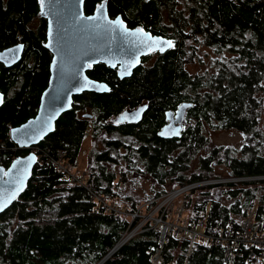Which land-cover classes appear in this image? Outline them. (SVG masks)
I'll list each match as a JSON object with an SVG mask.
<instances>
[{
  "label": "trees",
  "instance_id": "obj_1",
  "mask_svg": "<svg viewBox=\"0 0 264 264\" xmlns=\"http://www.w3.org/2000/svg\"><path fill=\"white\" fill-rule=\"evenodd\" d=\"M101 1L85 0V8ZM105 1L112 13L127 14L128 7H140L146 15L152 13L149 21L158 19L157 8L164 6L174 42L153 64L139 67L130 78L118 79L104 64L90 72L110 86L108 92L87 99L99 108L101 119L103 146L89 155L86 165L95 176V189L113 193L130 210L144 205L147 211L174 187L220 177L213 172V162H220L226 175L258 179L191 190L182 211L186 222L193 225L203 219V228L235 230L239 219L251 213L264 235V0ZM39 5V0H0V49L23 44L18 62L0 63L4 94L0 164L5 167L31 151L11 141L9 130L34 114V103L48 77L50 53L44 47L45 19L39 17ZM34 20L38 21L35 26ZM200 45L210 52L198 51ZM141 98L148 99L152 111L160 114L169 105L190 102L187 128L194 119L195 139L188 132L177 144L155 136L154 128L134 131L109 121ZM210 121L212 129L237 130L243 140L237 146L211 142L206 132ZM88 128L92 126L73 118H59L55 131L38 143L43 154L37 156L26 189L0 213V264H96L138 223L139 218L131 220L95 207L82 186L55 168L51 159L59 150L71 159L78 156ZM194 154L198 164L190 169ZM145 167L149 171H138ZM142 177L150 180L145 197L135 191ZM160 234L159 226L149 220L101 264H150ZM189 244L183 235L169 236L161 248L164 263L250 264L244 245L225 257L216 242L196 241L191 251ZM252 264H264V253Z\"/></svg>",
  "mask_w": 264,
  "mask_h": 264
},
{
  "label": "water",
  "instance_id": "obj_2",
  "mask_svg": "<svg viewBox=\"0 0 264 264\" xmlns=\"http://www.w3.org/2000/svg\"><path fill=\"white\" fill-rule=\"evenodd\" d=\"M39 1V16L46 19L44 47L52 57L47 85L40 94L35 115L9 130L10 140L19 148L38 144L51 133L60 114L70 108L72 95L83 91H109L110 86L106 82L86 74L89 65L102 62L115 67L118 64V77H126L139 64L141 55L150 49H166L169 46L164 42L170 41L138 32V29H129L120 15L110 18L105 0L88 15L84 13L85 0H43V5ZM22 52L23 44L20 42L4 47L0 49V63L11 66L21 59ZM0 97L4 99L1 91ZM187 105L182 103L178 109L181 119ZM145 107L142 104L134 109L126 108L116 114L112 122L136 120ZM179 129V125L170 123L165 132L178 135ZM36 162V154L29 151L15 157L6 167L0 164V213L26 189ZM106 256L96 264H101Z\"/></svg>",
  "mask_w": 264,
  "mask_h": 264
},
{
  "label": "flooded vegetation",
  "instance_id": "obj_3",
  "mask_svg": "<svg viewBox=\"0 0 264 264\" xmlns=\"http://www.w3.org/2000/svg\"><path fill=\"white\" fill-rule=\"evenodd\" d=\"M146 1H149V0H146ZM84 3H85V1H84ZM98 4H99V2H97L95 5H93L91 7V9H88V10L85 8V4H84V13L87 15L92 14ZM157 10H158L159 18L152 20V21H149L152 19V13H148L146 15L145 12H143V10L140 7H128L127 14H125V13L123 14V13H112V12H110L109 7L107 5V11H108L110 18H114L117 15H120L121 18L125 21L126 26L129 29H142L143 32L150 33L152 36L164 37V38L172 41V46H173L174 37H172V35L170 34L171 33L170 29L168 28L169 24L167 22L168 17H167V13L165 11V7L159 6L157 8ZM41 18H43V17H41ZM37 23H38V21L36 20V24ZM164 28H168V29L166 31H163L162 29H164ZM45 30H46V19H45ZM44 37H45V35H44ZM44 42H45V40H44ZM171 47H168V48L164 49L163 51H161L160 49H156V50L150 49L146 54L140 56L139 64L136 67H134L132 69L131 74L129 76H126V77H118V75H117L118 64L115 67H110V66H108L102 62L92 64L86 70V74L90 78L95 79L94 77L91 76L90 72L92 71V69L96 65L104 64L105 66H107V68H109V70L113 73V75L116 76L118 79L130 78L137 73L139 67L144 68V67L150 66L158 58H160V56H162L167 50H169ZM48 52L50 53V60H51L52 54L49 50H48ZM50 60H49V62H50ZM48 76H49V65H48ZM47 81H48V77H47ZM47 81H46V85H47ZM46 85L43 87V89L46 87ZM42 90H41V92H42ZM94 93H97V92L83 91L79 94L72 95L71 106L69 109H67L66 111H64L63 113L60 114V116L58 117V119L55 122V129L57 128V121L59 120V118H63V119L73 118L74 120H78L81 123L83 122L84 124H87L88 126H90V125L92 126L91 129H86L83 132L82 137H81L82 140L98 139L100 136V127H101V119H100V114H99L100 110L98 107H96L93 104L92 101L87 100L88 96H90L91 94H94ZM40 94H39V97H40ZM39 97H37L38 99L36 98L37 105H35L36 103H34L33 108H34L35 112L32 116H34L36 111H37L38 103H39ZM182 103L188 104L184 110L183 119L180 118L179 111H178V109ZM142 104H144L146 107L141 112V115L138 119L130 120L127 122L114 123V122H112V118L115 115H113L112 117L109 118V121L112 122L113 124H115L116 125L115 127H119L120 125H124V126H126L127 129H129V130L134 129V131H137L138 129H143V128L145 130L150 129V128H154L153 131H154L155 136H157L158 138H161V139L170 140V141L175 142L177 144L181 143L182 136H184L186 133L188 134V132H189V135L192 136V141H193V139H195V134H196V126L195 125L196 124H195L194 119L192 121H190V125L187 128L188 123H187L186 117H187V113H190V107H191L190 102H186V100H185V101H179L174 105L173 104L169 105V106L162 109L161 114L158 112L152 111V108L149 105V101L146 98H141L139 100H135L132 103L130 102L126 106V108L134 109L137 106L142 105ZM170 123L173 126H178V125L180 126L178 135L166 134L165 130H166L168 124H170ZM212 123H213V121H210V123L206 125L207 126L206 132L208 134V137H210L211 131H214L216 129H220V128H213L212 129L211 128ZM151 126H154V127H151ZM55 129L51 133H53L55 131ZM220 130H224V129H220ZM51 133H49L48 135H50ZM47 136H45V137H47ZM155 141H160V140L156 139ZM131 146H133V142H131ZM176 146H177L178 151H179L180 150L179 146L178 145H176ZM195 158L196 157L194 154L192 156V159L189 160V165H191V163L193 162V160ZM213 163L215 166L217 165V164H215V161ZM141 169L142 170H138V171L146 172V171H149L150 168L145 167V168H141Z\"/></svg>",
  "mask_w": 264,
  "mask_h": 264
},
{
  "label": "built area",
  "instance_id": "obj_4",
  "mask_svg": "<svg viewBox=\"0 0 264 264\" xmlns=\"http://www.w3.org/2000/svg\"><path fill=\"white\" fill-rule=\"evenodd\" d=\"M29 149L36 154V157L38 156V154H42L41 153L42 150L38 144L31 145ZM51 160L53 161L57 171L62 173L69 181L73 183L75 182L76 184L82 186L87 191L89 200H91L95 204V207L100 208L101 210L107 213L114 212L120 215L129 214L132 216V220L135 218H139L140 216H142V214H144V213H140V210L142 209V208L140 209V207H144V205H141L136 210H132V212H130L127 210L128 206L125 203H121L118 196L114 195L113 193L106 194L104 192L97 191L95 189L94 174L90 173L85 168H80L77 165L76 160L68 157L64 151L59 150L56 153V156L53 157ZM227 176H230L232 178L237 177L239 179L244 178V180L242 181H245L246 179L249 178L258 179V177H254V176H247V177L231 176V175H227ZM208 179L209 178L202 180L195 179L189 181L183 184L182 186H179L177 188L178 189L177 192H181L187 189L189 191L194 188H198L200 186L217 183L216 181H213L214 183L211 181L207 182L206 180ZM181 201H184V199H182ZM172 204H174V201H172ZM181 211H182V207L180 209L181 215L179 213L178 214L179 218L177 219L179 220V223L182 217L185 220ZM172 213L173 211H166V213L164 214L165 216L164 228L159 236L158 246L155 247L150 257L151 260L150 264H166L164 263L163 257L161 255V248L163 243L167 242L169 236L180 238L183 235V237L188 239L190 242L188 251L192 250V245L196 241H199L203 244H209L211 241L214 240L220 245H222V248L226 252V255L237 251L241 245H244L249 250V255L247 259L250 262V264L254 262V259L256 257L262 256V253H264V235L260 231V226L254 223L251 217L249 216L251 213H249V215L246 216V220L241 222L240 227L235 230L228 228L227 229L224 228V230L211 228V227L203 228L204 225L203 219H199L196 224L187 225V227L186 225H184L183 227H179L178 229H176L175 227H173V224L169 221ZM137 224L133 227L134 230L138 228ZM131 229H129L128 231L122 234V236L119 238V240L116 243L117 247H120L124 243L123 242L124 240L122 239L125 236V234L128 233ZM258 249L262 250L260 255H257Z\"/></svg>",
  "mask_w": 264,
  "mask_h": 264
},
{
  "label": "rangeland",
  "instance_id": "obj_5",
  "mask_svg": "<svg viewBox=\"0 0 264 264\" xmlns=\"http://www.w3.org/2000/svg\"><path fill=\"white\" fill-rule=\"evenodd\" d=\"M32 25L33 26L36 25V20H34L32 22ZM198 51H201V52L205 51V53H207V52H210V49L206 48L203 45H200L198 47ZM190 68L192 69V66ZM88 129H90V128H88ZM210 139H211V142L216 143V144L237 146L243 140V135L239 131L233 130V129H224V130L216 129V130L210 132ZM102 146H103V144L100 143L99 138L95 139V140H82V145L79 148L78 156L75 158L77 165L80 168L86 169L87 168L86 167L87 161H89V158H88L89 155H91L95 149H101ZM42 154H43V152H42ZM220 156H222V155H220ZM197 164H198V159L195 158L190 165V169L194 168L195 165H197ZM195 169H197V166ZM213 172L219 174L220 177L212 175L209 177L208 180H206L207 182L208 181H211V182L216 181L217 183H225L227 181L243 182L242 180H244V178L239 179L237 177L232 178L230 176H227L225 174V173H227L225 165L223 163H220V162L217 163V165L213 169ZM255 179H257V178H252V179L249 178L246 180L250 181V180H255ZM135 185H136L135 191L140 196L145 197V194L148 193L149 188H150V180L147 177H142L140 180H138V183H136ZM178 187L179 186L174 187L171 190H168V192H164L163 194H161V197H159V202L153 208H151V210L146 211L143 207L140 210V213H144V214H142V216L139 217V221L137 224L138 228L135 230H134V228H132L128 233H126L122 239V240H124L123 242H126L130 237H132L135 234H137L138 232H140L142 230V228L144 227L145 223H148L149 220L154 225L157 224L159 226L160 231L162 232V230L164 228V221H165L164 214L166 213V211H173V213L171 214L170 219H169V221L173 224V227H175L176 229H178L179 227H183L184 225H186V227H187L188 222H186V220H184L182 216H181L182 219L180 220V223H179V220H177V219L179 218L178 214L180 213L181 207H182V211H184L183 208H184V202L186 199V194H188L191 190L188 191V189H187V190H183L181 192H177ZM200 187H202V186H200ZM194 189H196V188H194ZM194 189H192V190H194ZM185 191H187V192H185ZM182 199H184V201H181ZM172 201H174V204H172ZM127 210L132 212V210H130V209H127ZM180 215H181V213H180ZM127 216L130 217V219L132 220L131 215L127 214ZM135 217H136V215H135ZM198 220L199 219H197V221ZM245 220H246V217H242L239 219V223L241 224V222H243ZM139 228H140V230H139ZM211 228H213V227H211ZM211 242H216V241L213 240ZM217 244L220 245L219 243H217ZM115 246L113 247L112 250L109 251V253H107L106 258L108 256H110L118 248L117 246L116 247ZM220 246L222 247V245H220ZM224 253H225V257H226V252L224 251Z\"/></svg>",
  "mask_w": 264,
  "mask_h": 264
},
{
  "label": "snow or ice",
  "instance_id": "obj_6",
  "mask_svg": "<svg viewBox=\"0 0 264 264\" xmlns=\"http://www.w3.org/2000/svg\"><path fill=\"white\" fill-rule=\"evenodd\" d=\"M41 4L43 5V0H41ZM42 13H43V7H42ZM88 19H91V18H88ZM117 23H119V18L117 19ZM125 31H127V30L125 29ZM137 31L142 32L143 30L138 29ZM164 43H166L169 47L172 46V41H165ZM160 50L163 51L164 50L163 47H160ZM89 66H91V65H89ZM2 102H3V99H2V97H0V103H2ZM141 111H142V109H141ZM33 159H34V157H33ZM0 210H2V206H0Z\"/></svg>",
  "mask_w": 264,
  "mask_h": 264
},
{
  "label": "clouds",
  "instance_id": "obj_7",
  "mask_svg": "<svg viewBox=\"0 0 264 264\" xmlns=\"http://www.w3.org/2000/svg\"><path fill=\"white\" fill-rule=\"evenodd\" d=\"M29 149V148H28ZM33 152V151H32Z\"/></svg>",
  "mask_w": 264,
  "mask_h": 264
}]
</instances>
